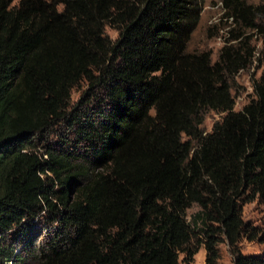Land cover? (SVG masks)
I'll list each match as a JSON object with an SVG mask.
<instances>
[{
    "label": "trees",
    "instance_id": "16d2710c",
    "mask_svg": "<svg viewBox=\"0 0 264 264\" xmlns=\"http://www.w3.org/2000/svg\"><path fill=\"white\" fill-rule=\"evenodd\" d=\"M15 1L0 0V264H192L201 246L219 264L224 241L264 264L240 246L264 243L243 218L264 205V47L247 35L264 36V0H223L242 31L215 62L189 51L204 0ZM208 111L224 116L204 133Z\"/></svg>",
    "mask_w": 264,
    "mask_h": 264
},
{
    "label": "rangeland",
    "instance_id": "374dc122",
    "mask_svg": "<svg viewBox=\"0 0 264 264\" xmlns=\"http://www.w3.org/2000/svg\"><path fill=\"white\" fill-rule=\"evenodd\" d=\"M20 0L14 2V6L18 5ZM248 5H258L262 0H243ZM227 10L223 3V0H204V10L201 15V21L194 32L191 42L189 44L190 52H210L213 54V61H217L221 49L225 46L230 39L232 33H238L242 31V27L228 18ZM107 35L113 40H117L119 34L114 29L107 27ZM247 35L252 37V43L257 48L258 52L264 47V36L255 31H248ZM263 73V69H260L259 64L255 63L254 66L248 71H244L236 77L234 83L233 95L236 100L235 111H241L248 103L254 98V89L252 81L260 78ZM85 85L74 90L73 92V104H76L82 96ZM224 114L208 111L204 117V124L202 130L204 133H210L213 130L214 125L223 118ZM184 140L188 138L184 136ZM199 210V206L195 205L188 210V215H191L195 211ZM243 218L247 224L252 226L264 225V205L261 203L259 197L247 202H243ZM0 242L2 239L0 236ZM242 251L247 255H264V243L259 241H251L247 237H244L240 243ZM8 247V244L6 245ZM221 258L219 264H235L234 258L230 252L229 245L226 241L220 243ZM18 251V250H16ZM184 254L180 255L181 264L184 262ZM206 249L201 246L200 251L195 256L192 264H206Z\"/></svg>",
    "mask_w": 264,
    "mask_h": 264
}]
</instances>
